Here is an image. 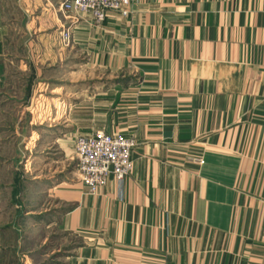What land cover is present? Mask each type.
Here are the masks:
<instances>
[{
    "label": "crops",
    "instance_id": "0c3cea01",
    "mask_svg": "<svg viewBox=\"0 0 264 264\" xmlns=\"http://www.w3.org/2000/svg\"><path fill=\"white\" fill-rule=\"evenodd\" d=\"M59 1L50 20L72 38L61 54L75 49L86 57L76 64L109 73H76V83L62 73L44 87L67 109L78 97L63 118L84 127L74 140L102 131L135 147L128 177L95 195L67 176L51 182L59 210L47 220L77 243L55 257L34 244L27 263L264 264V0H134L129 17L110 14L99 26L65 16ZM27 21L21 58L6 53L0 14V90L20 76L30 96L53 73H36L37 23ZM21 64L26 73H9ZM34 216L0 229L18 264Z\"/></svg>",
    "mask_w": 264,
    "mask_h": 264
},
{
    "label": "rangeland",
    "instance_id": "374dc122",
    "mask_svg": "<svg viewBox=\"0 0 264 264\" xmlns=\"http://www.w3.org/2000/svg\"><path fill=\"white\" fill-rule=\"evenodd\" d=\"M58 2L0 0V14L8 27L6 53H16L21 58L26 56L24 27L30 16L31 22L34 20L37 23L34 47L31 49L36 73H53L39 78L30 96L23 89L27 81L20 76H15V84L10 83V88L0 90V229L7 234L11 227H17L18 215L23 216L27 212H32L38 220L33 229L29 227L33 223L23 220L20 223L22 231L31 229L35 232L29 242H21V264H29L27 260L30 256L27 253L34 244L41 255L55 257L62 254L58 251L66 247L71 249L77 243L76 239L66 236L62 230L50 226L52 222L47 218L56 213L59 206L56 205L55 196L48 193L47 189L52 187L51 182H57L60 177L67 176L69 184L78 180L72 144L75 136L84 133L81 131L84 127L66 124L63 120L66 113L75 112L71 105L78 97L68 96L70 109L64 108L60 101L65 96L60 93L51 94L43 83L49 77L59 81L62 73H70L65 79L74 83L76 73H109L76 64L77 59L86 57L77 54L75 49L69 55L61 54V49L66 53L65 48L72 43V38L68 31L56 33L50 20V13L58 9ZM63 14L75 18L81 16L66 12ZM23 69L24 64L16 65L9 73H26ZM70 121H76L75 116ZM58 139L61 142L55 144ZM32 179H36L33 180L36 182L31 183ZM45 239L47 241L42 245ZM6 242L7 239L0 238V264H18L17 255L8 253ZM50 253L53 254L50 256ZM31 261L33 264H43L45 259L31 258Z\"/></svg>",
    "mask_w": 264,
    "mask_h": 264
},
{
    "label": "built area",
    "instance_id": "2783aa9c",
    "mask_svg": "<svg viewBox=\"0 0 264 264\" xmlns=\"http://www.w3.org/2000/svg\"><path fill=\"white\" fill-rule=\"evenodd\" d=\"M133 2L134 0H61L59 8L62 12L87 15L94 25L99 26L110 14L129 17ZM134 147L132 139L118 134L107 135L102 131L76 137L73 151L81 186L89 195H95L109 178L122 183L131 172V151Z\"/></svg>",
    "mask_w": 264,
    "mask_h": 264
}]
</instances>
